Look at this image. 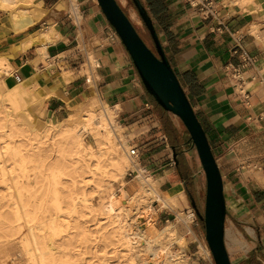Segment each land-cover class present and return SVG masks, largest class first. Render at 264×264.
I'll list each match as a JSON object with an SVG mask.
<instances>
[{"label": "crops", "instance_id": "1", "mask_svg": "<svg viewBox=\"0 0 264 264\" xmlns=\"http://www.w3.org/2000/svg\"><path fill=\"white\" fill-rule=\"evenodd\" d=\"M77 1L82 25L69 17L68 0H39L45 15L24 31L17 32L9 20L0 19V54L8 56L11 69L0 78L8 87L21 81L37 83L44 109L56 113L66 110L68 103L94 96L108 103L128 141L137 147L141 166L176 204L177 210L157 205L154 224L175 221L179 209H196L199 224L193 234L179 225L189 239L187 251L197 254L198 240L205 236L199 214L203 205L195 195L191 178L195 163L184 150L188 141L181 122L148 91L102 10L90 11L98 0ZM141 1L219 164L227 209L225 240L232 262L237 256L235 264H264V39L253 31L264 35V0L242 4L217 0L219 15L209 18L185 0ZM59 2L64 4L61 9ZM52 27L59 38L43 43L41 30ZM242 48L255 58V66L242 73L248 98L226 72L228 64L240 63ZM239 237L248 245L238 248Z\"/></svg>", "mask_w": 264, "mask_h": 264}, {"label": "bare ground", "instance_id": "2", "mask_svg": "<svg viewBox=\"0 0 264 264\" xmlns=\"http://www.w3.org/2000/svg\"><path fill=\"white\" fill-rule=\"evenodd\" d=\"M63 7L62 2L57 4L58 9ZM0 10L8 14L17 32L45 15L37 0H0ZM255 33L264 39L260 31ZM40 35L43 43L59 38L53 27L42 29ZM10 72L8 56L0 54V76ZM44 99L37 83L21 81L8 87L0 78V173L8 189L3 195L7 208L0 211V225L19 239L26 264H79L74 249L94 233L82 218L83 208L105 229L94 235L96 242L106 244L114 237L126 251L129 264H189L187 238L171 220L150 229L157 215L151 204L174 209L175 202L157 189L150 174L143 173V167L130 155L114 109L94 96L87 103H68L72 110L64 119L48 117L42 122L32 110ZM88 135L93 139L91 146L86 145ZM132 168L139 171L141 187L130 193L122 186L121 195H116L115 182L125 179ZM20 173L31 181L42 179L55 215L43 217L48 209L44 203L30 200L34 195L19 179ZM94 197L98 198L95 203ZM144 205L154 214L143 211L149 227L141 226L139 218Z\"/></svg>", "mask_w": 264, "mask_h": 264}, {"label": "water", "instance_id": "3", "mask_svg": "<svg viewBox=\"0 0 264 264\" xmlns=\"http://www.w3.org/2000/svg\"><path fill=\"white\" fill-rule=\"evenodd\" d=\"M144 21L155 49L143 39L118 0H98L90 11L100 8L129 51L148 91L165 110L177 116L189 133L206 175L203 212L205 237L216 264H234L225 240L226 200L223 176L207 132L180 79L170 63L155 24L141 0H132Z\"/></svg>", "mask_w": 264, "mask_h": 264}, {"label": "rangeland", "instance_id": "4", "mask_svg": "<svg viewBox=\"0 0 264 264\" xmlns=\"http://www.w3.org/2000/svg\"><path fill=\"white\" fill-rule=\"evenodd\" d=\"M39 1V0H37ZM120 2V4L122 5V7L124 8V10L126 11V13L130 16L131 20L133 21L134 25L136 26V28L138 29L139 33L142 34V36L145 38V40L151 45L153 46L154 42L151 38V35L144 23V21L142 20L140 14L138 13V10L135 6V4L133 3L132 0H118ZM0 19H2L3 21H8V14L6 12H4L3 10H0ZM254 33L256 31H258L257 29L253 30ZM155 46V45H154ZM155 48V47H154ZM89 101V99H85L83 102L87 103ZM44 102L39 105L38 107H36L34 110H32V112L34 113V115L38 118V120L40 121H44L46 120L48 117L53 118L54 120H58V119H64L67 114L72 110L69 108V106L66 107V110H63L62 112L56 113L55 111L52 110H48V109H44ZM75 104V103H74ZM78 104V103H76ZM116 117V114H115ZM180 120V119H179ZM181 122V126L184 129L185 132V136L187 138V141L189 140L190 136L189 133L186 129V127L184 126V124ZM121 134L127 139L125 133H124V128L121 129ZM128 141V139H127ZM93 144V139L91 137V135L86 136V145L87 146H91ZM128 148L133 147L131 145V143L128 141ZM189 155L191 156V158L193 159L195 165H194V169L193 171L199 169H203L202 165H201V161L199 159L197 150L195 147H189ZM134 158V157H133ZM134 160L138 161L137 158H135ZM133 169V168H132ZM132 169H129L125 175V179L123 180H117L115 182L114 185V192L116 193V195H121V190L120 187L124 186L130 193H133L135 189L140 188L141 187V178H136V172L132 173V175H129L128 173H130L129 171H131ZM142 171V170H141ZM143 173H146L145 169L143 168ZM30 173L33 174V171H31ZM205 173V172H204ZM21 176H19V179L22 181V183L24 182L26 184V186L30 189L31 193L34 195L33 199L27 198L32 200L33 202H42L44 203L45 207L48 209V212H46L45 214H43L44 218H50L51 216L55 215V210L50 202V198L47 197V190L44 186V183L42 181L41 178L35 179L33 181L28 180V178H26L25 176H23L21 173L19 174ZM1 173H0V211L4 210L5 208H7L6 206H3L4 203L7 201V197H4L3 195L8 191V189L6 188L5 183H3L1 181ZM192 181H193V185H194V190H195V195L198 201H201V205H203L202 210L204 211L205 208V200H206V188H203L201 191L202 193L198 192L197 188H196V181L193 177V172H192ZM203 179H201L203 181L206 180V175L202 177ZM140 180V181H139ZM123 181L125 182V184H123ZM33 182V183H32ZM207 183V182H206ZM98 200V198L96 199V197L93 198V202L95 203ZM150 201L149 199H147V202ZM153 206V208L156 210L157 208H159L155 202L151 204ZM150 205V206H151ZM176 205V204H175ZM147 206H142L141 211L145 212V214H150L154 215L152 213V209L148 208ZM83 215L82 218L86 221V226L88 225H92V227L90 229L94 230L93 235L89 234V241L88 242H80L78 243L77 247L74 249V253L76 255V258L78 259L79 264H105V261H107V264H129L128 259H127V255H126V251H124L123 249H121V247H119L118 242L116 241V239L114 237H111L109 239V241L106 242V244L104 242H101L100 244H98L96 242V239L94 238L95 234L98 233H102L103 231H105V229H103L101 226V224L97 223L96 217L92 214L88 213V209L87 208H83ZM164 209V208H163ZM174 209L177 210L176 206H174ZM157 211V210H156ZM165 211V210H163ZM141 213L142 217H139L141 220V226L143 227H149L145 224L146 219L144 218V216H146L144 214V212ZM178 216L176 217L175 221H172L176 228L178 233L183 234L186 236V233L183 231V229H180V223L183 222V209H179V211L177 212ZM158 215H154L153 217H156L157 219ZM100 222V221H99ZM101 223V222H100ZM156 223V220L155 222ZM165 223L167 222H159L158 224H153L151 225L150 229H156V228H160L162 227ZM95 229L99 230V232L95 233ZM187 238V236H186ZM19 239L18 238H14L13 235H11L10 231L8 232L7 230H2L1 225H0V264H26V255L24 254V251L22 249V247L20 246V244L18 243ZM188 243H189V239H187ZM238 241V248L248 245V243L243 239V238H237ZM178 249V246L175 245V247ZM121 250V251H120ZM123 250V251H122ZM188 252V251H187ZM186 257L189 261V264H206L201 258L199 257V251L197 254H192L190 252L186 253ZM237 256L233 257V261L234 264L237 263ZM151 264H155L153 261L151 262Z\"/></svg>", "mask_w": 264, "mask_h": 264}, {"label": "built area", "instance_id": "5", "mask_svg": "<svg viewBox=\"0 0 264 264\" xmlns=\"http://www.w3.org/2000/svg\"><path fill=\"white\" fill-rule=\"evenodd\" d=\"M185 1L191 7L196 8L203 17L209 18V17H217L219 15L217 0H185ZM68 5H69V12H68L69 17L72 20H74V22L77 25H82L83 15L80 11V5L78 1L68 0ZM239 54H240V63L239 64H232V63L228 64L226 66V72L229 73L230 71L232 78L234 80L233 85L239 90V92L245 98H248L249 92L247 90L245 80L242 76V73L246 68L255 66V58L251 56L249 52L244 48L240 50ZM253 78L255 77L253 76ZM87 80L88 81L91 80V75H87ZM183 147H184V150H186V152H188L190 149L189 148L190 145L188 142ZM130 155L134 157V159L135 158L138 159L137 147L135 146L131 147ZM136 162L139 163V165L141 166L139 161H136ZM129 172H130L128 173L129 175H132V173L136 172V175H135L136 178L139 175V171L137 169H132ZM146 174H148L147 171H146ZM203 175L205 176V173L202 168L201 169L198 168L196 171L195 170L193 171V177L196 181V188L198 192L200 193H202L201 190L203 188H206V180L201 182L202 181L201 179H203L202 178ZM156 204H158V202ZM183 215L184 217H183L182 223L184 224L187 233L193 234L194 227L199 224V218H198L196 209L193 207L187 208L183 210ZM198 247H199V257L198 258H201L206 264H216L205 236L203 237L202 240H198Z\"/></svg>", "mask_w": 264, "mask_h": 264}, {"label": "trees", "instance_id": "6", "mask_svg": "<svg viewBox=\"0 0 264 264\" xmlns=\"http://www.w3.org/2000/svg\"><path fill=\"white\" fill-rule=\"evenodd\" d=\"M141 36H142V34H141ZM143 37V36H142ZM143 39L145 40V38L143 37ZM146 41V40H145ZM146 43L151 47V48H153V49H155L154 47V44H153V46H151L147 41H146ZM203 221V220H202ZM203 224H204V221H203Z\"/></svg>", "mask_w": 264, "mask_h": 264}]
</instances>
